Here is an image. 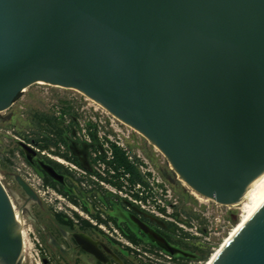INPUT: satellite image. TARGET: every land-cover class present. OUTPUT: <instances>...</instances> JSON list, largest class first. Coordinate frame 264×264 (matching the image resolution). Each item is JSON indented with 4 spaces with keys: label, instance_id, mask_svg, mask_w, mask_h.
Masks as SVG:
<instances>
[{
    "label": "water",
    "instance_id": "95a60500",
    "mask_svg": "<svg viewBox=\"0 0 264 264\" xmlns=\"http://www.w3.org/2000/svg\"><path fill=\"white\" fill-rule=\"evenodd\" d=\"M39 83L100 105L216 204L248 199L264 172V0H0V113ZM22 244L0 181V264ZM210 264H264V203Z\"/></svg>",
    "mask_w": 264,
    "mask_h": 264
},
{
    "label": "flooded vegetation",
    "instance_id": "af4514ba",
    "mask_svg": "<svg viewBox=\"0 0 264 264\" xmlns=\"http://www.w3.org/2000/svg\"><path fill=\"white\" fill-rule=\"evenodd\" d=\"M60 122L65 130L64 143L50 145L48 149L51 150V146L55 148L52 153L45 155V149L40 148L41 136L20 140L18 144L26 165L37 178L36 182L30 179L35 182L30 184L19 176L37 197L36 200L29 199L21 189L26 196L25 202L39 206L41 192L51 198L48 203L51 210L49 226L42 225L35 218L36 232L31 233L32 246L39 248L40 264H181L183 255L189 257L186 245L193 244L182 239L165 216L159 218L131 205L79 172L92 170L93 154L100 148L95 135L86 141L83 131L91 133L98 125L93 123L83 127L77 117L66 123L60 119ZM22 144L32 152L26 153ZM133 159L139 165H148V161L144 163L139 156ZM158 170L163 173L160 168ZM59 190H63L65 195ZM162 212L165 213L163 209ZM142 227L163 238L178 255H169L154 246ZM83 247L92 252L85 251ZM24 252L20 264L23 263Z\"/></svg>",
    "mask_w": 264,
    "mask_h": 264
},
{
    "label": "rangeland",
    "instance_id": "374dc122",
    "mask_svg": "<svg viewBox=\"0 0 264 264\" xmlns=\"http://www.w3.org/2000/svg\"><path fill=\"white\" fill-rule=\"evenodd\" d=\"M25 89L8 110L0 113V181L13 202L15 213L21 218V229L23 228L27 236L30 235V238L27 237L28 243L22 264H40L39 248L32 246L34 240L31 233L36 232L35 218L40 220L42 225L49 226L51 217L48 204L50 196L41 192L39 206L34 202L26 203V196L15 180L16 176L30 184L37 180L26 165L18 144L20 140L40 137L43 134L44 126L40 125L39 128L35 118L41 115L59 117L65 123L72 115H76L83 127L99 121L106 122V125L113 122L120 130V135L129 137L124 138V143L130 155L148 161L147 167L152 170L155 180L159 181L156 196L161 202L157 204L165 211V220L176 228L180 237L187 239V243L199 244L207 249L208 254L204 260L184 264H208L239 229L243 214L242 205L223 206L197 195L181 181L157 148L94 101L78 91L41 83ZM62 108L65 111L68 108L71 116L64 115ZM54 149L52 146L51 150L45 149V155L52 153ZM158 168L163 173L159 172ZM32 178L35 182L30 180ZM247 202L248 200H245L243 203ZM40 243L43 244L41 240Z\"/></svg>",
    "mask_w": 264,
    "mask_h": 264
},
{
    "label": "built area",
    "instance_id": "2783aa9c",
    "mask_svg": "<svg viewBox=\"0 0 264 264\" xmlns=\"http://www.w3.org/2000/svg\"><path fill=\"white\" fill-rule=\"evenodd\" d=\"M94 124L98 125L92 132H84L85 140L89 141L92 134L95 135L100 143V148L93 154L95 162L92 165L90 172L79 170L83 175H87L89 180L97 183L108 193L118 196L128 201L131 205L154 215L163 218L162 207L157 203L161 202L157 199L156 189L159 187V181L155 180L152 170L147 167V164L139 165L134 161V157L130 155L127 145L124 143V138L128 136L120 135L119 129L116 128L113 122L106 125V122L99 121ZM118 147L126 151L130 161L136 166L139 174L142 176L143 182H130L128 174L118 176L113 163L112 148ZM155 182L157 185L155 186ZM163 206V205H162ZM158 211V212H157Z\"/></svg>",
    "mask_w": 264,
    "mask_h": 264
},
{
    "label": "trees",
    "instance_id": "16d2710c",
    "mask_svg": "<svg viewBox=\"0 0 264 264\" xmlns=\"http://www.w3.org/2000/svg\"><path fill=\"white\" fill-rule=\"evenodd\" d=\"M62 110L64 114L71 116V114L69 113L70 110L68 108H66V111L63 108ZM35 118H36L37 125H39L38 126L39 128H40V125L44 126V130H43L44 132L41 135L40 145H39L41 149H46L50 145L56 146L57 143L59 142L64 143L65 130L62 128L60 124L61 123L60 119L58 117H53V116L46 117V116L41 115V116H36ZM74 118H76V115H72L70 119L72 120ZM50 134H53V135H50ZM20 153L22 154V151H20ZM112 154H113V163L116 168L118 176H124L125 174H128L130 178V182L132 183L143 182L142 176L139 174L136 166L130 161L129 156L126 153V151L118 147H113ZM46 183L52 186L53 188H56L55 184H53L49 180H46ZM59 192L65 195V192L63 190H59ZM57 216H60V215H57ZM202 232L204 231L202 230ZM181 238L185 239L183 237ZM186 249H188L187 252L190 254V256L185 257L183 255V257L180 258L181 264L188 263V262H194V261H197V262L202 261L207 257V254H208L207 249L199 244H193L191 246L186 245Z\"/></svg>",
    "mask_w": 264,
    "mask_h": 264
},
{
    "label": "bare ground",
    "instance_id": "6f19581e",
    "mask_svg": "<svg viewBox=\"0 0 264 264\" xmlns=\"http://www.w3.org/2000/svg\"><path fill=\"white\" fill-rule=\"evenodd\" d=\"M41 84H43V83H41ZM249 192H250V196H249L248 199H246V201L248 200L247 203H243L245 200H241V201H239V203L235 204V205H242L243 214L241 216V225H240V227L264 203V172L260 176H258L254 181L251 182L250 188H249ZM15 216H16L17 221L19 222L21 220V218L16 213H15ZM240 227H239V229H240ZM22 242H23L22 251H25V249L27 248V240H26V235H25V233L23 231H22ZM211 261H209L208 264H210Z\"/></svg>",
    "mask_w": 264,
    "mask_h": 264
}]
</instances>
